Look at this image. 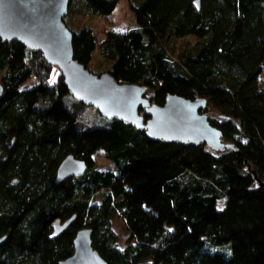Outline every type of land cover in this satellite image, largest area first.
<instances>
[{"label":"trees","instance_id":"1","mask_svg":"<svg viewBox=\"0 0 264 264\" xmlns=\"http://www.w3.org/2000/svg\"><path fill=\"white\" fill-rule=\"evenodd\" d=\"M119 1L70 0L69 26L83 12L110 19ZM136 1V28L102 40L67 15L74 59L96 75L98 54L156 106L205 100L201 114L234 150L152 142L73 99L39 52L0 40V264H59L83 229L106 264H264V0ZM68 156L87 171L57 184ZM72 218L53 238V223Z\"/></svg>","mask_w":264,"mask_h":264},{"label":"water","instance_id":"2","mask_svg":"<svg viewBox=\"0 0 264 264\" xmlns=\"http://www.w3.org/2000/svg\"><path fill=\"white\" fill-rule=\"evenodd\" d=\"M69 1L0 0L1 42L18 43L39 52L48 66L59 71L73 99L94 108L106 120L118 121L145 133L152 142L207 146L214 152L234 150L222 142L221 133L201 114L205 100L167 96L163 106H156L146 98L144 87L119 84L109 73L94 75L78 63L74 59L72 34L63 22ZM194 5L199 10L198 0ZM86 171L84 162L68 156L59 165L55 182L81 177ZM253 176L256 178L254 173ZM256 183L262 186L257 179ZM74 221L72 218L63 225L55 221L52 237H59ZM91 236L90 230L79 231L73 242V255L59 264H106L92 249Z\"/></svg>","mask_w":264,"mask_h":264},{"label":"rangeland","instance_id":"3","mask_svg":"<svg viewBox=\"0 0 264 264\" xmlns=\"http://www.w3.org/2000/svg\"><path fill=\"white\" fill-rule=\"evenodd\" d=\"M130 1L137 2L136 0H120L112 17L107 20L101 18L100 16L93 15L88 12H83L80 17L74 19L73 23L72 22L70 23V26H69L70 14H67L68 16L66 15L67 17L65 19V22L68 27H71L76 32L82 29H91L99 40H102L104 38L105 33L108 32L109 30H113L115 32L133 30L136 28V23H135L134 14L130 9ZM189 40L191 41L192 39H187V41ZM182 43L183 41L176 42V46H177L176 48L178 50L181 48ZM99 62H100V58L98 54H96L90 66V70H92L93 72L96 71L98 72V74L96 75H100L104 73L103 72L104 70L102 69L103 66L100 67ZM56 74L57 72L54 71V75ZM259 83H260L259 88L260 89L264 88V71L261 74ZM34 84H36V81L34 79H30L24 86L26 88H29ZM94 160L96 166L100 170L111 169V165L104 160L103 155L101 153L96 154ZM100 198H101V194L96 197V200H99ZM217 206L219 209H223L224 202L218 203ZM111 225L113 230L118 235L120 244H123L127 238V231L125 229V225L123 221L118 216H115L111 220Z\"/></svg>","mask_w":264,"mask_h":264}]
</instances>
